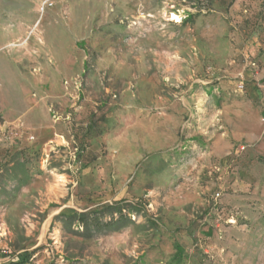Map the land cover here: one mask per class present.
<instances>
[{"label": "rangeland", "instance_id": "obj_1", "mask_svg": "<svg viewBox=\"0 0 264 264\" xmlns=\"http://www.w3.org/2000/svg\"><path fill=\"white\" fill-rule=\"evenodd\" d=\"M0 71V264H264V0H0Z\"/></svg>", "mask_w": 264, "mask_h": 264}, {"label": "bare ground", "instance_id": "obj_2", "mask_svg": "<svg viewBox=\"0 0 264 264\" xmlns=\"http://www.w3.org/2000/svg\"><path fill=\"white\" fill-rule=\"evenodd\" d=\"M179 18H180V17H179L178 15H174V14L172 15V19H174V20H177V21H178ZM1 65H2V64H1ZM2 70H3V69H2ZM0 72H1V71H0ZM60 177H61V176H60ZM59 179H60V181H62L61 178H59ZM63 181H64V180H63ZM62 184H63V183H61V185H62Z\"/></svg>", "mask_w": 264, "mask_h": 264}, {"label": "built area", "instance_id": "obj_3", "mask_svg": "<svg viewBox=\"0 0 264 264\" xmlns=\"http://www.w3.org/2000/svg\"><path fill=\"white\" fill-rule=\"evenodd\" d=\"M44 4H45V3L42 4V8H43Z\"/></svg>", "mask_w": 264, "mask_h": 264}]
</instances>
